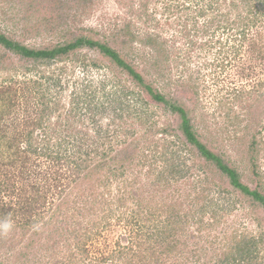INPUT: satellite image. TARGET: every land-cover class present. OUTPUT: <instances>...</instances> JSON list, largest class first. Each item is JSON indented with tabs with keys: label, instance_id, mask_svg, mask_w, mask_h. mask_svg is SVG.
I'll return each mask as SVG.
<instances>
[{
	"label": "trees",
	"instance_id": "obj_1",
	"mask_svg": "<svg viewBox=\"0 0 264 264\" xmlns=\"http://www.w3.org/2000/svg\"><path fill=\"white\" fill-rule=\"evenodd\" d=\"M185 1L184 4L191 2ZM193 1L186 8L195 7L192 17L195 23L201 17H209V12L216 14L208 18L206 32H210L219 16L231 20L230 10L218 14L222 0ZM90 2L75 0L74 4L86 8ZM240 2L242 5L235 1L230 4L233 8L247 9L245 19L243 10L235 15L241 20L231 38L240 43L231 48L219 47L220 51L214 53L215 60L219 63L228 58L242 60L246 43L247 52L251 53L249 60L254 62L258 58L264 62V34L256 30L249 38L248 33L264 23V0ZM131 3L135 11L137 5ZM139 7L143 12L126 19L119 34L131 37L132 42L140 37L142 45L154 49L149 59L142 57L143 63L135 59L134 53L125 54L112 46L99 31L85 27L73 37L41 47L21 42L0 28V45L27 63L25 73H38L70 59L84 48H91L129 80L121 77L118 83L111 80L116 89L100 93L96 87L89 92L85 85L62 99L49 93L51 84L43 88L40 79H45V74L20 78L16 73L24 66L1 68L9 73L0 80V256L10 247L15 254L23 251L31 254L24 264L43 261L40 252L45 246L37 240L42 233L50 232L47 229L51 223L61 220L59 216L69 222L68 210L78 216L85 207L93 211L99 203L96 211L100 220L91 227H85L83 221L74 224L87 229L89 236H100L112 224L128 232L126 241L121 237L111 252L104 255L105 262L263 264L264 230L249 233L240 223L224 224L219 211L228 207L210 198L211 184L218 185L211 181L204 164L195 162L203 161L220 173L227 184L217 187L221 198L232 190L253 206L264 207L263 176L256 166L258 154L251 155L255 162L252 173L255 183L249 184L237 167L199 134L189 103L195 102L194 96L166 93L156 84L157 79L142 64L150 62L158 67L169 55V49L161 33L148 34L150 24H161L155 8L150 10L148 2ZM138 23L147 27V33L143 29L145 38L140 36ZM210 37L212 40L204 45L222 44ZM195 43L192 40L189 44ZM52 78L47 76L48 81ZM259 83L264 85L263 77ZM152 104L174 114L176 122L160 126ZM258 144L254 138L252 149L259 150ZM190 177L194 178L187 182ZM207 196L208 201L200 203ZM81 199L83 203L79 202ZM44 217L47 219L42 222ZM222 223L225 230L220 234L215 228ZM20 228L25 231L18 234ZM27 234L31 243L26 240ZM82 248L88 253L83 245ZM7 255L8 251L3 260L0 257V264H9Z\"/></svg>",
	"mask_w": 264,
	"mask_h": 264
},
{
	"label": "rangeland",
	"instance_id": "obj_2",
	"mask_svg": "<svg viewBox=\"0 0 264 264\" xmlns=\"http://www.w3.org/2000/svg\"><path fill=\"white\" fill-rule=\"evenodd\" d=\"M132 1L137 5L135 11L131 8ZM232 1L242 5L240 0H222L219 3L218 14L222 15L230 10L231 20L227 21L228 18L219 16L210 32H206L207 20L216 14L211 15L209 12V17H201L195 23L192 19L195 7L186 8V5L194 3L193 0L187 4H184L185 0H92L86 8L74 4L75 0H0V28L21 42L33 47H41L73 37L74 33L85 27L89 31H99L98 34L112 46L125 54L134 53L135 59L143 63L142 57L149 59L154 49L142 45L139 41L140 37L132 42L131 37H124L119 33L125 20L135 17L137 12H143L139 6L143 2H148L150 10L155 8L154 13L161 21V24L157 23L159 25L150 24L148 34L161 33L167 40L169 55L159 63L158 67L150 65V62L142 66L148 67L151 76L157 79L156 84L166 93L169 91L175 94L183 93L182 95L189 93L194 96L195 102L190 100L189 103L193 108V123L199 134L211 147L224 154L249 184L255 183V176L252 175L255 162L251 155L258 154L256 166L263 176L264 186V85L261 86L259 83L262 77L264 78V62L257 60L258 58L254 62L249 60L251 53L247 52L246 43L242 60L228 58L219 63L214 56L216 51H220L219 47L231 48L240 43V41L234 42L231 38V35L237 33L238 22L241 20L235 15L243 10V19H245L248 13L244 11L247 9L233 8L230 5ZM138 27L141 38H145L147 34L144 35V31L147 33V27L142 23H138ZM256 30L264 34V23L258 28L250 29L249 38L257 33ZM210 36L215 42L220 40L222 44L204 45L205 41L212 40ZM192 40L196 41L194 45L189 44ZM252 63H255L254 66ZM26 64L19 56L0 45V80L7 78L9 73V70H1L2 67L10 65L23 67ZM24 71L25 66L16 73V76L24 78V75L29 74L28 77L36 78L45 74V79H40L44 84L43 88L51 84L52 90L49 93L62 99L85 85H88L89 92L96 87L100 93L104 89L107 91L116 89L111 85V80L118 83L121 77L129 81L118 69L110 66L97 50L91 48H84L70 59L50 68H43L38 73ZM47 76H52V80L48 81ZM127 83L130 85L129 82ZM151 108L155 111L154 117L160 126L175 121V115L160 106L152 104ZM254 138L259 141V150H253L251 147ZM195 162L204 164L203 167L210 172V179L215 180L216 185L227 187L222 176L213 166L199 160ZM193 178L190 177L187 182L192 181ZM211 185H213L211 186L213 194L210 193V198L228 207L219 211L225 221L224 224L227 221L233 225L240 223V226L249 233L259 234L264 230L263 206H253L249 200L232 190H227L225 198H221L218 186ZM208 199L209 196L202 198L200 203L205 204ZM82 201L81 199L79 202ZM96 210H99V203L95 204L93 211L85 207L83 213L78 216H74L73 212L68 210L66 215L70 216L69 222L60 216L61 220L52 222L47 229L50 232L42 233L37 240L38 243H43L42 247H45L40 252L44 260L36 264H111V260L106 262L103 260L104 255L111 252L115 242L121 237L126 241L128 232L120 225L112 224L100 236H89L87 229L75 226L78 221H83L85 227H91L95 221L101 219ZM206 217L210 218L209 214H206ZM46 219L47 217L42 218V222ZM224 224H218L215 228L220 234L225 230ZM56 227L57 230H53ZM30 230L28 232H32ZM24 231V228H20L17 233L21 234ZM4 236L9 237V235ZM26 240L31 243L28 234ZM82 245L88 253L83 250ZM8 248L3 250V255L1 254L0 257L3 260L8 251L6 258L9 259V264H24L31 255L27 251L15 254V250Z\"/></svg>",
	"mask_w": 264,
	"mask_h": 264
}]
</instances>
